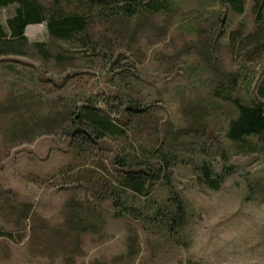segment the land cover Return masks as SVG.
Wrapping results in <instances>:
<instances>
[{"label": "rangeland", "instance_id": "rangeland-1", "mask_svg": "<svg viewBox=\"0 0 264 264\" xmlns=\"http://www.w3.org/2000/svg\"><path fill=\"white\" fill-rule=\"evenodd\" d=\"M168 2L166 11L115 23L94 13L86 45L30 24L29 44L0 55V264H264V141L249 137L246 150L232 142L226 132L237 107L213 95L223 83V95L261 99L264 12L257 18L253 0L242 14L224 0ZM15 8H0L2 24ZM88 98H107L128 138L70 147L63 115ZM128 99L147 111L130 124L120 107ZM142 146L175 158L168 177L186 218L172 233L151 217L170 206L161 183L146 197L124 194L134 214L123 208L119 216L100 198L110 194L116 154ZM203 161L224 174L218 189L194 169ZM85 202L98 217L66 232L67 209ZM25 205L29 218L16 222Z\"/></svg>", "mask_w": 264, "mask_h": 264}, {"label": "trees", "instance_id": "trees-1", "mask_svg": "<svg viewBox=\"0 0 264 264\" xmlns=\"http://www.w3.org/2000/svg\"><path fill=\"white\" fill-rule=\"evenodd\" d=\"M53 0L49 5L39 0H0V8L16 4L15 13L7 19L6 24L0 22V55L10 52L20 51L25 48L29 42L25 34L26 28L30 24L45 22L49 35L53 39L74 41L86 45L89 40L88 27L95 13L98 19L104 22H117L119 18L131 20L140 10L149 11L153 14L166 11L169 8L168 0ZM247 0H224V2L236 13L242 14L245 11ZM73 8H68L72 7ZM253 9L257 18H261L264 12V0H253ZM115 20V21H113ZM235 33L232 32L233 36ZM40 50H43L45 42H36L33 44ZM107 57L101 54V58ZM237 84V80L231 81V87ZM227 88L220 83L213 91L216 97H223L231 101L236 107L238 114L229 122L226 136L241 148L248 149L251 141L249 137H257L264 141V85L259 88L260 100H253L250 103H243L239 98L232 97L230 93L223 95V89ZM119 96H123L119 94ZM122 98V97H121ZM102 104L98 105L92 98L86 101H74L68 106L67 116L70 122L68 126V135L70 136V147L78 151L84 146L90 144V150L97 149L102 140L114 138H128V129L125 128V122L114 115V107L106 99H102ZM122 113L126 116V123L130 124L134 116H141L147 111L143 109L140 103L128 99L120 102ZM63 113L58 112L56 117H63ZM250 150H254L252 147ZM122 153V155H119ZM82 152L78 153L81 156ZM86 157V156H82ZM88 157V156H87ZM175 158L161 149H150L142 146L139 151L126 152L124 149L119 151L114 157L116 173L111 176L109 187L111 188L109 196L100 195L105 201L110 198L112 204L119 208L116 212L121 215L122 209L128 210L134 214L135 207H127L124 204L123 196L130 192L134 195L146 197L151 195L153 189L161 183L166 187L170 195L168 204L158 206L153 210L152 220L159 221L166 230L174 232L175 229L182 226L185 222V204L183 197L178 195L173 189L170 177ZM73 166H70V170ZM200 173L203 182L210 188L218 189L221 186L222 173L215 174L211 164L203 161L200 165L194 167ZM82 172V171H81ZM161 181V182H159ZM125 206V207H124ZM28 205L23 206L17 215L16 222L29 218ZM70 207V205H67ZM84 208V209H83ZM130 209V210H129ZM95 208L83 203L81 208L73 206L67 209L68 221L66 222V232L72 233V224L84 226L86 218L98 217ZM140 214V213H138ZM87 225V224H86ZM71 227V228H70ZM87 227V226H86ZM82 229V228H80ZM83 230V229H82ZM81 230H77L78 232ZM190 264H203L191 262Z\"/></svg>", "mask_w": 264, "mask_h": 264}]
</instances>
